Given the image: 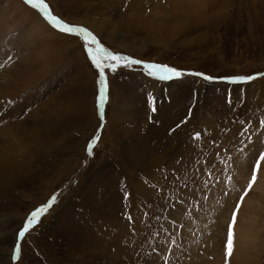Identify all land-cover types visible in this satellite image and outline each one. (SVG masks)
I'll list each match as a JSON object with an SVG mask.
<instances>
[{"label":"rangeland","instance_id":"rangeland-1","mask_svg":"<svg viewBox=\"0 0 264 264\" xmlns=\"http://www.w3.org/2000/svg\"><path fill=\"white\" fill-rule=\"evenodd\" d=\"M44 2L98 43L0 0V264H264V0ZM88 47L185 75L120 61L101 110Z\"/></svg>","mask_w":264,"mask_h":264},{"label":"snow or ice","instance_id":"snow-or-ice-1","mask_svg":"<svg viewBox=\"0 0 264 264\" xmlns=\"http://www.w3.org/2000/svg\"><path fill=\"white\" fill-rule=\"evenodd\" d=\"M25 4L31 5L34 8H39V10L43 13L44 18L47 20V22L58 31L69 34V35H83L84 39L87 44H97L98 41L96 40L95 36L86 28L82 26H76V25H70L57 17L56 15L52 14L51 10L49 9V6L44 2V0H24ZM87 51L92 59V61L95 64V67L99 70V84H100V93H99V106L101 110L103 109L107 97L105 95L106 89H107V82H106V76H105V68H111L112 70H115L116 67L119 65L120 61H123L127 59L128 63L131 64H137L141 65L143 64L144 68L147 70L148 75L150 76H157L160 79H171L172 77H180L185 75L184 72L170 67L168 65H161L156 63H145L141 60H136L132 58H125L120 54H114L109 52L107 49H104L102 47L98 48H92L88 47ZM99 54V55H98ZM11 59V57H9ZM3 65H0L2 67ZM124 66H127L125 64ZM189 75H196V76H204L205 79L211 80L213 77L211 76H205L203 73H189ZM255 77H242L239 79L243 80H251ZM101 116L103 118V114L101 112ZM264 123V122H262ZM199 133L196 134L194 138L199 139ZM98 139V138H97ZM89 154L91 155V146L89 147ZM264 161V154H261L259 158L256 160V163L253 166L252 169V175L251 179L247 185V188L244 191L243 196H241L240 200L241 203L243 202L244 196L248 194V192L252 189L253 185L257 181V176L260 171L261 162ZM56 197L53 196L48 204L38 207L36 210H34L31 213L30 218L27 221V226L24 229V232H21L20 235L23 236L25 232L28 231V229L33 226L39 218L48 211V209L52 206V204L55 202ZM239 211V205H237V208L233 212L232 216V222L229 225L228 230V239L226 243V257H231L233 253V244H234V234H233V226L236 223V214ZM129 220H131V217H128Z\"/></svg>","mask_w":264,"mask_h":264},{"label":"bare ground","instance_id":"bare-ground-1","mask_svg":"<svg viewBox=\"0 0 264 264\" xmlns=\"http://www.w3.org/2000/svg\"><path fill=\"white\" fill-rule=\"evenodd\" d=\"M256 232L251 226H242L239 228V235L236 240L237 242V253L238 256H244L255 243Z\"/></svg>","mask_w":264,"mask_h":264}]
</instances>
